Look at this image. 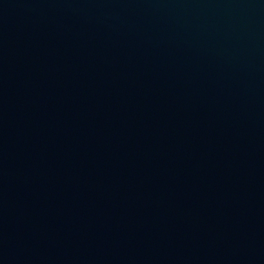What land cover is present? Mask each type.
I'll return each mask as SVG.
<instances>
[{"label":"water","instance_id":"1","mask_svg":"<svg viewBox=\"0 0 264 264\" xmlns=\"http://www.w3.org/2000/svg\"><path fill=\"white\" fill-rule=\"evenodd\" d=\"M0 264H264V0H0Z\"/></svg>","mask_w":264,"mask_h":264}]
</instances>
